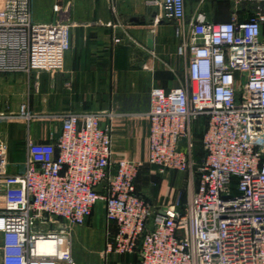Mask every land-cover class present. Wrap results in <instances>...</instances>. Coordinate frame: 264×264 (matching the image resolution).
Listing matches in <instances>:
<instances>
[{
	"label": "built area",
	"instance_id": "2783aa9c",
	"mask_svg": "<svg viewBox=\"0 0 264 264\" xmlns=\"http://www.w3.org/2000/svg\"><path fill=\"white\" fill-rule=\"evenodd\" d=\"M149 4L173 23L186 81L150 91L146 163L186 174V199L180 191L156 208L138 192L144 163L113 158L112 130L102 125L112 113H62L46 153L28 133L18 172L0 138V264H76L74 229L99 203L106 254L137 255L139 264H264V10L241 20L234 0L228 21L210 22L201 12L188 18L186 0ZM53 11L55 22L39 24L32 0H0V72H63L79 23L58 19L60 2ZM20 112L33 118L25 104ZM202 117L205 155L197 160L193 130ZM46 240L53 253L39 251Z\"/></svg>",
	"mask_w": 264,
	"mask_h": 264
},
{
	"label": "crops",
	"instance_id": "0c3cea01",
	"mask_svg": "<svg viewBox=\"0 0 264 264\" xmlns=\"http://www.w3.org/2000/svg\"><path fill=\"white\" fill-rule=\"evenodd\" d=\"M58 1L61 4L58 19L79 23L72 29V48L66 54L63 72L54 76L48 73L33 76L0 74V111L8 106L10 111L17 112L23 104H28L31 113L37 115L29 123L28 133L40 153H46L59 137L60 114L112 113V116L102 118V125L112 128L113 158L140 160L131 158L123 149H116L115 144H134L140 135H145L147 162L150 122L146 113L150 107V90L181 85L179 78L167 73L168 54L178 55L179 41L174 37L173 23L165 18L161 6H151L150 0H32L34 22H53L56 17L53 6ZM234 5V0H186V11L188 18L201 12L210 22H226ZM37 6H42L46 12L39 13L35 10ZM259 7L264 10V2L240 0V19H247ZM109 23L113 26H108ZM151 33L154 34L152 41L149 39ZM2 135L0 138L8 143L9 157L24 161L27 150L15 151L7 136ZM150 167L159 176L165 175L160 174L157 167ZM11 172L15 171L11 169ZM184 189L187 196V188L181 191ZM137 190L140 193L138 187ZM174 195V189L169 187L168 180H164L154 197L143 196L156 208H161L168 205L167 201L156 202L161 197L172 198ZM106 227L104 204L99 203L87 223L74 229L73 255L77 234L85 229L86 248L91 251L90 244L94 242L98 246V256H92L88 264H139L137 255L104 253ZM112 229L115 231L116 227Z\"/></svg>",
	"mask_w": 264,
	"mask_h": 264
},
{
	"label": "rangeland",
	"instance_id": "374dc122",
	"mask_svg": "<svg viewBox=\"0 0 264 264\" xmlns=\"http://www.w3.org/2000/svg\"><path fill=\"white\" fill-rule=\"evenodd\" d=\"M59 2V1H58ZM37 8V9H36ZM35 10H37L39 13L46 12V10L42 6H37ZM34 12V7H33ZM34 17V13L32 14ZM60 17V14L58 15V18ZM35 18V17H34ZM174 28V26H173ZM174 30V29H173ZM174 37L177 41H179L175 35ZM178 54V51H177ZM174 59V61H172ZM167 68H168V74L174 75L177 78L181 80V85H183L186 81V62L185 60L180 57L179 55L172 56L168 54L167 56ZM5 73H12L13 75L18 74H24L23 72H0V74ZM47 74V73H42ZM35 74H31L30 76H33ZM29 76V75H28ZM179 85V86H181ZM151 91V90H150ZM25 105L28 107V104L25 103ZM21 110V108H20ZM18 110L17 112H13L9 110V107L6 106V109L0 111V134H3L2 136H7L9 143L14 145L15 151H21L23 148L27 150V136L29 132V123L31 121H34V118L37 116L36 114H33V118H31L29 121L26 118H23L21 116V112ZM107 126V125H104ZM111 128L110 126H108ZM112 130V128H111ZM57 141V138L54 140V143ZM195 145L196 148L200 149V139H195ZM114 147V145H113ZM115 148L120 151H127V153H130L132 156L131 158H137L140 159L144 163L143 169L140 172L138 178H137V187L142 195H148L150 197H154L156 192L162 188L164 180H168L169 187L173 188L175 191L174 197H161L160 201H157L156 203H163L166 200L168 204H171L176 195L181 191L182 188L189 187V178L186 174L178 173L169 171L165 173V175L159 176L158 174L154 173L151 170V167L146 163V143H145V135H140L139 139H137L136 143H129L127 145L123 144H115ZM123 149V150H122ZM126 154V156H129V154ZM116 156H122V155H116ZM124 156V155H123ZM9 159V167L12 169V171L18 172L21 169V166L19 163L23 162L20 160H13L11 157H8ZM25 160V159H24ZM140 183V184H139ZM142 183V184H141ZM85 236V229L81 230L76 237L75 246H74V256L75 260L78 262V264H88L89 261H91L92 256H98L96 253L98 246L97 242L91 243V251L86 248L84 244V237ZM98 237V236H97ZM90 251V252H89ZM63 264V263H60Z\"/></svg>",
	"mask_w": 264,
	"mask_h": 264
},
{
	"label": "trees",
	"instance_id": "16d2710c",
	"mask_svg": "<svg viewBox=\"0 0 264 264\" xmlns=\"http://www.w3.org/2000/svg\"><path fill=\"white\" fill-rule=\"evenodd\" d=\"M205 125H206V118L202 117L200 118L194 125V138H199L200 139V149L199 148H196V145H195V149H194V154H195V157L197 160H200L204 157L205 155V152H204V149L202 147V142H201V138H202V135H203V131H204V128H205ZM185 189L182 191L183 192V199L185 200L186 199V196H185Z\"/></svg>",
	"mask_w": 264,
	"mask_h": 264
},
{
	"label": "bare ground",
	"instance_id": "6f19581e",
	"mask_svg": "<svg viewBox=\"0 0 264 264\" xmlns=\"http://www.w3.org/2000/svg\"><path fill=\"white\" fill-rule=\"evenodd\" d=\"M39 251L53 253L56 250V246L50 240L41 241L38 245Z\"/></svg>",
	"mask_w": 264,
	"mask_h": 264
},
{
	"label": "water",
	"instance_id": "95a60500",
	"mask_svg": "<svg viewBox=\"0 0 264 264\" xmlns=\"http://www.w3.org/2000/svg\"><path fill=\"white\" fill-rule=\"evenodd\" d=\"M155 18H156V16H155ZM53 22H55V19H54ZM160 22H161V21H160ZM160 22H158V23H160ZM153 37H154V34L151 33V34L149 35V39L152 41V40H153ZM57 155H58V151L56 150V151H55V157H57Z\"/></svg>",
	"mask_w": 264,
	"mask_h": 264
}]
</instances>
